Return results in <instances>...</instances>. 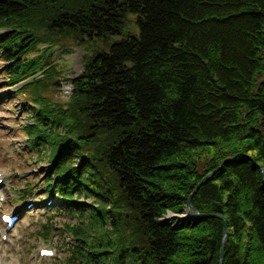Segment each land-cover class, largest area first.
<instances>
[{
  "label": "trees",
  "instance_id": "trees-1",
  "mask_svg": "<svg viewBox=\"0 0 264 264\" xmlns=\"http://www.w3.org/2000/svg\"><path fill=\"white\" fill-rule=\"evenodd\" d=\"M0 29L10 83L42 71L23 130L76 215L62 264H218L221 219L159 220L213 170L191 201L225 217L222 264H264V0H0ZM67 44L85 60L59 103Z\"/></svg>",
  "mask_w": 264,
  "mask_h": 264
},
{
  "label": "rangeland",
  "instance_id": "rangeland-1",
  "mask_svg": "<svg viewBox=\"0 0 264 264\" xmlns=\"http://www.w3.org/2000/svg\"><path fill=\"white\" fill-rule=\"evenodd\" d=\"M127 24L129 27L135 26L129 21ZM6 33L5 30H0V38ZM117 37L118 35L115 34L109 35L107 39L98 40L94 50L106 49ZM84 48L67 44V47L52 49L53 63L56 62L58 70L56 75L58 84L54 86L56 91H52L54 102H65L71 94L70 78L82 70L85 60L86 48ZM91 53L88 52V55ZM5 63L0 55V171L4 177L0 188V192L4 195L0 213L15 212L18 213V219L8 231V239L2 241L0 238V264H60L65 249L73 243L71 236L64 230V224L65 222L72 224L75 217L67 212L64 201L56 194L54 198L57 200H52L51 207L45 204L50 193L45 190L42 180L48 175L49 163L46 158L38 159L35 152L27 145L23 128L24 124L29 122L28 108L32 105L29 98L18 90L19 85L24 81L18 84L9 82L5 73ZM39 75L40 73H37L34 78ZM30 78L32 77H28ZM22 185L34 192L27 191L28 194L20 196L18 191L22 190ZM91 199L83 194L77 198L78 202L85 206H88ZM29 203L32 204L27 207ZM170 216L181 217L182 213L169 212L166 217L170 219ZM45 221L52 222L54 226L47 238H43L38 233ZM3 228L4 224L0 221V236ZM64 243L69 244L66 246ZM40 246L53 248L55 250L53 257L50 259L40 257L37 254Z\"/></svg>",
  "mask_w": 264,
  "mask_h": 264
},
{
  "label": "water",
  "instance_id": "water-1",
  "mask_svg": "<svg viewBox=\"0 0 264 264\" xmlns=\"http://www.w3.org/2000/svg\"><path fill=\"white\" fill-rule=\"evenodd\" d=\"M215 170L208 172L206 175H204L201 180L194 186L192 191L189 193L186 204H185V211L188 213L190 216L195 218L196 222L203 220L204 218L207 217H217L222 220L223 226H222V238H221V248H220V253H219V259H218V264L223 263V258H224V247H225V242L226 238L228 235V228L226 226L225 222V217L220 214L216 213H208V212H200L198 209H196L193 204H192V197L194 193L198 190V188L214 173Z\"/></svg>",
  "mask_w": 264,
  "mask_h": 264
},
{
  "label": "bare ground",
  "instance_id": "bare-ground-1",
  "mask_svg": "<svg viewBox=\"0 0 264 264\" xmlns=\"http://www.w3.org/2000/svg\"><path fill=\"white\" fill-rule=\"evenodd\" d=\"M171 217V216H170ZM190 217H192V216H190L188 213H185V215H183V218L184 219H189ZM165 219L167 220L168 218L167 217H165Z\"/></svg>",
  "mask_w": 264,
  "mask_h": 264
}]
</instances>
